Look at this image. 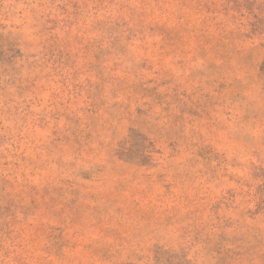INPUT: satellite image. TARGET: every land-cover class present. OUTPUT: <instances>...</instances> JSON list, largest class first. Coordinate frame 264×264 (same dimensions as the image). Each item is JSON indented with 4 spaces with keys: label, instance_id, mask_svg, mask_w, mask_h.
<instances>
[{
    "label": "rangeland",
    "instance_id": "rangeland-1",
    "mask_svg": "<svg viewBox=\"0 0 264 264\" xmlns=\"http://www.w3.org/2000/svg\"><path fill=\"white\" fill-rule=\"evenodd\" d=\"M264 0H0V264H264Z\"/></svg>",
    "mask_w": 264,
    "mask_h": 264
},
{
    "label": "trees",
    "instance_id": "trees-1",
    "mask_svg": "<svg viewBox=\"0 0 264 264\" xmlns=\"http://www.w3.org/2000/svg\"><path fill=\"white\" fill-rule=\"evenodd\" d=\"M261 77L264 78V61L262 63L261 69H260Z\"/></svg>",
    "mask_w": 264,
    "mask_h": 264
}]
</instances>
